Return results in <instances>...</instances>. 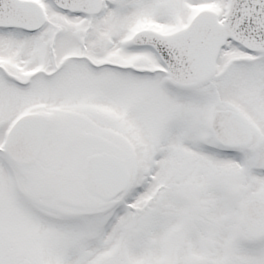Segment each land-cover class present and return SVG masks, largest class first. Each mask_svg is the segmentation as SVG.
I'll return each mask as SVG.
<instances>
[{"label": "snow or ice", "instance_id": "6c2138e0", "mask_svg": "<svg viewBox=\"0 0 264 264\" xmlns=\"http://www.w3.org/2000/svg\"><path fill=\"white\" fill-rule=\"evenodd\" d=\"M0 264H264V0H0Z\"/></svg>", "mask_w": 264, "mask_h": 264}]
</instances>
